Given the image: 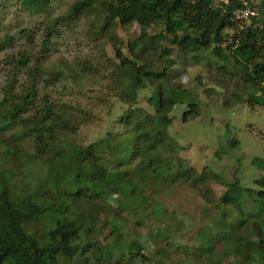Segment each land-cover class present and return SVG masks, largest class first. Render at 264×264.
<instances>
[{
	"label": "trees",
	"instance_id": "16d2710c",
	"mask_svg": "<svg viewBox=\"0 0 264 264\" xmlns=\"http://www.w3.org/2000/svg\"><path fill=\"white\" fill-rule=\"evenodd\" d=\"M49 3L50 0H26L27 7L34 11L47 9ZM239 7L235 0L219 4L214 0H70L59 16L48 19L44 46L61 24L79 19L89 22L100 49L96 60H88L86 66L92 75L109 81L79 94L107 113L114 108L115 100L125 105L117 117L123 132L109 133L89 144L75 139L65 141L61 133L75 134L82 125L89 124L94 116L91 110L80 103L72 106L57 99L55 102L34 89H3L0 125L22 123L32 127L34 157L45 161L50 174L48 189L42 194L51 202L44 206L32 197L16 199L0 178V264H135L132 252L141 254L144 244L136 241L124 247L120 234L112 236L109 231L102 237L104 250L100 255L96 253L99 247L92 244L87 230L82 233L81 226L90 229L99 218L114 227H118V221L126 224L119 212L112 216V210L105 211L112 195H122L118 208H128L141 216H147L149 211L157 215L162 207L159 197L163 186L181 181L202 194L201 184L218 179L231 194L228 201L219 199L221 205H230L226 208L230 219L226 220L225 213L212 216L209 228L201 227L193 237L198 240L194 247L198 253L192 251L189 257H203L205 264H264V221L250 216L264 212V181L257 179L259 187L247 189L238 179L232 183L221 180L208 167L198 172L181 163L168 133L170 113L176 104L186 103L183 122L200 115L196 98L169 75L168 57L175 50L195 60H208V55H213L216 73L212 77L216 82H226L227 69L240 67L242 83L253 92L245 103L251 108L264 107V11L245 23L236 18ZM134 25L139 27L138 35L124 41L122 31ZM160 36L169 47H162ZM150 50L166 65L147 73ZM26 59L22 53L18 62L24 64ZM140 90L150 91L147 101L153 112L137 105ZM2 140L12 154H27L18 142ZM112 170L118 174L110 177ZM244 198L253 206L246 210L248 215L242 214ZM68 205L73 207L70 213ZM53 211L56 217L51 216ZM42 216L48 217L52 227L40 226ZM223 240L230 244L229 248H216V243ZM112 256L115 260H111ZM158 260L159 264L167 261Z\"/></svg>",
	"mask_w": 264,
	"mask_h": 264
},
{
	"label": "rangeland",
	"instance_id": "374dc122",
	"mask_svg": "<svg viewBox=\"0 0 264 264\" xmlns=\"http://www.w3.org/2000/svg\"><path fill=\"white\" fill-rule=\"evenodd\" d=\"M220 1L214 0L216 4ZM69 2L50 0L47 9L34 11L27 7L26 0H0V98L4 88L17 92H27L29 89L31 92L34 89L46 93L48 99L55 102L57 99L72 106L80 103L87 111L94 113L90 123L82 125L75 134L61 133L60 137L65 141L75 139L78 143L89 144L104 139L109 133L119 135L123 132L117 117L126 106L115 100L114 108L107 113L79 94V91L88 93L100 83L109 81L103 76L92 75L86 66L88 60H96L100 49V45L93 40L87 20L61 24L57 30L54 29L47 44L43 45L46 22L59 16ZM226 32L230 33L229 30ZM138 33L139 27L134 25L123 30L122 37L127 41L134 39ZM159 41L162 47H169L163 36L159 37ZM22 53L27 57L24 64L18 62ZM107 53L110 54L109 50ZM147 54L151 56L145 64L147 73L158 71L166 65L152 50ZM208 56V60L203 57L189 59L175 50L173 56L168 57L170 77L196 98L200 110L198 117L183 122L186 103L175 105L170 113L172 124L168 129L171 145L182 164H188L198 172L208 167L221 180L232 183L238 179L247 189L257 188L256 180L261 178L264 181V107L251 108L245 103L253 92L242 83L243 71L240 67H230L224 75L226 82H216L212 77L216 73L212 62L214 57L211 54ZM149 94V90H140L137 105L153 112L147 101ZM31 128L24 127L22 123L0 125V178L7 184L12 197L20 200L32 197L34 202L45 206L51 202L42 194L48 189L50 174L45 161L34 157L35 135ZM2 138L18 142L27 154H12V149H5ZM234 141L236 143L233 145ZM109 174L111 177L118 172L112 170ZM219 181L201 184L202 194L181 181L163 186L159 197L162 207L157 215L149 211L147 216H141L128 208H118L117 202L122 195H112L105 211L112 210V216L119 212L118 215L125 217L127 223L121 225L118 221L115 225L118 227H114L110 221L99 218L90 229L87 225L81 226L82 233L87 230L92 244L96 243L99 247L96 253L100 255L104 250L102 237L109 231L113 232L112 236L120 234L118 238L124 247L141 242L145 246L141 254L134 250L132 252L135 264H154V261L159 264V258L167 260L166 264H205L203 257L193 260L189 255L192 251L198 253L194 249L198 240L193 237L201 227L209 228L212 216L225 213L226 220L230 219L226 209L230 205H221L219 199L228 201L231 194ZM250 203L249 199H242V214L248 215L247 211L253 209ZM72 211L73 207L68 205L67 212ZM53 215L56 217V211L51 213ZM250 216L256 221H264V212ZM47 218L41 217V227H52ZM226 224L230 228V224ZM229 245L223 240L215 247L223 249L229 248ZM111 260H115L114 256Z\"/></svg>",
	"mask_w": 264,
	"mask_h": 264
},
{
	"label": "built area",
	"instance_id": "2783aa9c",
	"mask_svg": "<svg viewBox=\"0 0 264 264\" xmlns=\"http://www.w3.org/2000/svg\"><path fill=\"white\" fill-rule=\"evenodd\" d=\"M239 5L236 18L242 22H249L257 17L260 11H264V0H235Z\"/></svg>",
	"mask_w": 264,
	"mask_h": 264
}]
</instances>
